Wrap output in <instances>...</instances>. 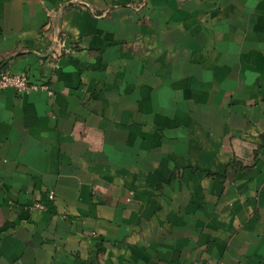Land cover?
Segmentation results:
<instances>
[{"label":"crops","instance_id":"obj_1","mask_svg":"<svg viewBox=\"0 0 264 264\" xmlns=\"http://www.w3.org/2000/svg\"><path fill=\"white\" fill-rule=\"evenodd\" d=\"M21 71L0 264H264V0H0Z\"/></svg>","mask_w":264,"mask_h":264},{"label":"built area","instance_id":"obj_2","mask_svg":"<svg viewBox=\"0 0 264 264\" xmlns=\"http://www.w3.org/2000/svg\"><path fill=\"white\" fill-rule=\"evenodd\" d=\"M54 39H52L53 41ZM70 54V48H67L65 41L61 38L58 40L55 50L50 54L54 60L60 59L62 56ZM38 88L37 85L32 84L29 81L27 72L21 71L18 73L12 72H0V90L13 89L15 92L21 95H28ZM44 90L48 88L41 87ZM54 192H49L48 199L53 200ZM42 208V206H38Z\"/></svg>","mask_w":264,"mask_h":264},{"label":"water","instance_id":"obj_3","mask_svg":"<svg viewBox=\"0 0 264 264\" xmlns=\"http://www.w3.org/2000/svg\"><path fill=\"white\" fill-rule=\"evenodd\" d=\"M67 7V4L65 6H63V8L61 9V11ZM61 27L57 25L56 27V34H55V37H54V40L52 41L51 43V46L49 48V50L46 52L45 55H41L37 52H33L36 56H38L39 58H48L50 56V54L53 52V50L55 49L56 45H57V42L58 40L60 39V36H61Z\"/></svg>","mask_w":264,"mask_h":264}]
</instances>
